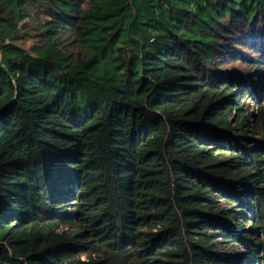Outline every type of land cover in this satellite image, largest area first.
I'll list each match as a JSON object with an SVG mask.
<instances>
[{"label": "trees", "instance_id": "1", "mask_svg": "<svg viewBox=\"0 0 264 264\" xmlns=\"http://www.w3.org/2000/svg\"><path fill=\"white\" fill-rule=\"evenodd\" d=\"M0 65V264H264V0H0Z\"/></svg>", "mask_w": 264, "mask_h": 264}, {"label": "rangeland", "instance_id": "2", "mask_svg": "<svg viewBox=\"0 0 264 264\" xmlns=\"http://www.w3.org/2000/svg\"><path fill=\"white\" fill-rule=\"evenodd\" d=\"M245 108H246L247 112H250V111L255 112L254 105L251 103L250 100L245 103ZM239 252L244 253V250H241Z\"/></svg>", "mask_w": 264, "mask_h": 264}, {"label": "water", "instance_id": "3", "mask_svg": "<svg viewBox=\"0 0 264 264\" xmlns=\"http://www.w3.org/2000/svg\"><path fill=\"white\" fill-rule=\"evenodd\" d=\"M0 71L7 73L6 69L2 65H0Z\"/></svg>", "mask_w": 264, "mask_h": 264}]
</instances>
